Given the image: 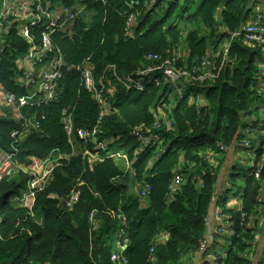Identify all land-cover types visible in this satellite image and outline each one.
I'll list each match as a JSON object with an SVG mask.
<instances>
[{
  "label": "trees",
  "instance_id": "1",
  "mask_svg": "<svg viewBox=\"0 0 264 264\" xmlns=\"http://www.w3.org/2000/svg\"><path fill=\"white\" fill-rule=\"evenodd\" d=\"M257 1L47 0L55 13L70 8L76 13L80 3L85 8L70 27L50 34L69 65L61 68L56 98L40 107H21L13 114L7 107L0 113L1 152L16 153L20 163L27 157L57 158L49 181L33 189L30 205L10 199L21 198L35 172L19 169L0 179V264H118L111 255L120 252L127 264H192L189 257L206 238L207 214L231 148L248 150L256 165H231L228 179L241 177L243 188L217 202L219 213L231 220L232 235L213 261L251 264L247 250L261 230L254 216L264 200V161L257 141L241 145L247 126L240 121L253 97L263 92L264 50L245 41L242 27ZM132 18L137 24L129 33ZM236 31L239 35L224 55L222 40ZM40 34L36 29V43ZM4 45L0 90L27 95L31 77L18 59L29 45L13 31L5 35ZM205 60L211 62L212 74L206 87L184 78L171 83L163 74L168 61L190 70ZM84 65L90 67L103 103L75 69ZM141 71L146 74L139 75ZM139 80L143 90L133 86ZM180 87L182 96L175 92ZM24 120L37 127L11 137ZM94 129L106 140L104 149L95 150L92 139L79 135ZM137 129V134L163 141L159 157L155 145L135 154ZM116 142L125 150L127 170L107 153ZM85 151L98 156L91 159ZM209 235L215 239L221 234Z\"/></svg>",
  "mask_w": 264,
  "mask_h": 264
},
{
  "label": "built area",
  "instance_id": "2",
  "mask_svg": "<svg viewBox=\"0 0 264 264\" xmlns=\"http://www.w3.org/2000/svg\"><path fill=\"white\" fill-rule=\"evenodd\" d=\"M153 2L154 0H148ZM84 4H77L75 6L76 13H67L66 10L64 13L59 12H51L49 10V3L47 0H0V52H2L5 48L4 38L7 33L13 31L18 37L23 39L29 46L28 50L25 54L21 55L18 59V66L24 70L26 73V77H31V79L26 82L29 83V87H33V90L29 91L27 95L17 96L14 92H7L3 95L5 102L8 107H11L15 110H18L21 107L31 106V107H39L47 102L53 101L57 96V86L58 80L61 77V68L67 67L69 68L68 63H66L63 59V56L58 48H56L50 39V34L53 33L56 29H64L70 27L71 22L74 20L77 14H80L84 11ZM73 10V8H72ZM137 21L129 19L127 22V29L130 31L136 26ZM39 29L40 41L36 43L34 40L33 34L35 30ZM242 31L244 32V39L250 45H260L264 50V15L260 10H254L250 18L247 20L246 24L242 27ZM239 32H233L228 39H226L225 43L222 45L221 49L223 50L224 55L227 52V49L231 43L233 37L238 36ZM55 53L56 55L51 56L50 54ZM29 61L30 67H25L24 62ZM168 63V64H167ZM166 66L163 67V74L167 77L171 83H174L179 78H184L186 80H193L194 82L201 84L209 79L208 76H212L211 70V62L205 60L199 66H193L190 70H188L184 66H174L171 61H168ZM171 64L177 70V75L171 72ZM223 65V64H222ZM40 66L43 67L40 69ZM38 68V72H35V68ZM76 70L81 72V76L83 77L85 86L88 90L94 91V97L98 103L102 102V97L100 93L96 92L94 78L91 72V69L88 65H84L81 67L75 68ZM150 71V70H148ZM260 71L264 76V65L260 66ZM146 74V71H141L139 75L143 76ZM174 77H176L174 79ZM208 83V81H207ZM206 84V83H205ZM260 89L264 92V77L259 82ZM126 87H131V85L125 84ZM133 86L135 89L143 90V83L141 80L133 82ZM177 90V89H176ZM178 94H182V87H180L177 92ZM103 114V110L101 113ZM29 120H24L20 122L21 129H17L11 132V137L19 134L20 131L24 130L25 132L29 130L30 127H37V125L31 124L28 122ZM253 128L247 129V137L242 139L244 141L241 145L250 146V142L254 141L256 138V132L252 130ZM66 132L70 134L71 127L70 123L66 126ZM262 135L264 134V128L261 130ZM260 132V133H261ZM137 131L133 132L134 135H137V139L140 143L135 154H140L144 151V147H148L149 145H155L156 151L161 154L164 151L165 146H163V141L156 135H147L137 134ZM79 135L82 138L92 139L95 147L94 149H104L107 144L106 140L100 138V131L94 129L91 132L80 131ZM260 136V135H259ZM255 147L258 144V138ZM260 145L256 147L260 149V152L263 150V158L264 161V136L263 139L260 137L259 141ZM110 156L116 157L117 159L124 158L127 160L125 152L122 151H111L107 152ZM16 153H3L1 152L2 159L6 156H15ZM85 155L89 158H95L98 156V152L91 153L90 151H85ZM159 155V154H158ZM260 157H262V153H260ZM255 159V158H254ZM253 159V161H254ZM4 162H0V179L4 177L3 168H7L6 164L8 163L7 159H4ZM253 164L252 167H254ZM8 166V165H7ZM51 174V172H50ZM50 174L48 176H50ZM36 173L34 175V179H30L27 183V188L30 186V191L32 192L35 187L36 182ZM181 178L179 176H175L174 182L179 183ZM147 189H149L147 187ZM34 194V193H33ZM144 194V192H142ZM33 197V195H32ZM264 197V196H263ZM262 199V198H261ZM219 211V209H218ZM219 224L216 228L213 229L212 234L222 233L227 229V227H231V220L229 216H224L222 213H219L217 217ZM223 228V229H222ZM210 234V233H209ZM205 235L206 238L201 242L198 252L204 254L208 252L211 245L215 242V239L212 235ZM122 247V246H121ZM124 247V246H123ZM121 249L120 251H122ZM207 257L210 259H214V255L208 253ZM111 259L118 264H127V259L122 253L116 255V253L111 256ZM264 264V260L260 263Z\"/></svg>",
  "mask_w": 264,
  "mask_h": 264
},
{
  "label": "rangeland",
  "instance_id": "3",
  "mask_svg": "<svg viewBox=\"0 0 264 264\" xmlns=\"http://www.w3.org/2000/svg\"><path fill=\"white\" fill-rule=\"evenodd\" d=\"M215 40H216V38H214V40L208 39L209 45H212L215 42ZM225 41H226V38H224L222 40L221 45H223L225 43ZM176 52L178 54L180 52H183L182 47L180 46L176 50ZM23 66L30 67V62L29 61H25ZM174 66L172 64H171V66H168V67H170L172 69L171 72H173V70L175 69ZM41 68H43V67L40 66V69ZM38 70L39 69L36 67L35 68V72H38ZM173 73L177 75V70L175 69V71ZM175 78L176 77H174V79ZM207 81H205L206 86H207ZM205 83H203V84H205ZM206 86L204 85L203 87H206ZM26 87L29 88V91L33 90V87H29V83H27ZM175 92H177V91H175ZM4 94L5 93H3V95ZM171 96H173L172 93H171ZM194 101H196L195 96L191 95L189 97V102L193 103ZM5 102H7V100H5V98L3 96H0V113H3V110L1 111V109L6 110L7 107L9 106ZM197 102L199 104L201 103V96L197 97ZM11 111H12V114H13L15 109L12 108ZM263 120H264V92L260 91V92H257V94L253 97L252 101L250 102L249 109L247 110L245 115H243V117H241V121H240L241 126L245 125V124L247 126V127L242 128L243 129L242 133L244 132V135H246V136H243V137L245 138V137L248 136L247 135V129L248 128H253L252 130H254V132H256V129H258V136L260 135V137L263 139L264 134L262 135V132H261ZM258 136H256V137H258ZM242 142H244V141H241V143ZM258 143H259V141H258ZM256 147H258V144H257ZM113 150L114 151L122 150V151L125 152V150L122 149L120 143H118V142H116V143H114L112 145V149L110 151H113ZM110 151H107V152H110ZM239 152H242V154H240ZM261 153H262V157L261 158H263V150H262ZM158 154H160V153L157 152L156 157L158 156ZM232 154H233V158H235V156H236V159H234V161H237L236 162L237 163L236 164L237 167H239V168L242 167L243 169H247V168H250L251 166H253L254 157H253L252 154L249 153L248 150H246V149H241V150L237 149V151L234 150V153H232ZM233 158H230V160L233 159ZM4 159L8 160V163L6 164L7 168H3L4 176L10 178L19 169H23L24 171L35 172L36 176H37V178H36L37 179L36 180L37 184H35V187H43V186H45V184L50 179L48 175L50 174V172L52 170V167H54L56 165V163H57V158L56 157L49 158V159H43V160L38 159L36 157H27L21 163L18 161V158L15 157V156H6ZM4 159H2V155H1V151H0V162H4L5 161ZM116 161H119V160H116ZM122 162L124 163L125 170L130 168L128 160H125L124 158H122ZM242 188H243V181H242L241 177H234V179L229 178L228 181L226 182V186L224 185L223 190L220 192L219 200L224 199L223 197L232 198V197L236 196L237 193H239ZM30 190L31 189H30V186H29V188H26L25 190L22 191L21 198L12 197L10 199L11 202H17L18 204H22V205H30L32 203V195H33V191L31 192ZM258 227L261 228L260 226H258ZM260 232L261 231H257L256 235L260 234ZM230 235H232V234H228L229 237H230ZM115 241L117 242V240H115ZM225 247L227 248V246H225ZM118 248L119 249H123L124 247H121V245H118ZM226 248H222L221 250H219L218 253H222L223 254L225 252ZM252 248L253 247H250V249H252ZM249 250H247V253L249 252ZM113 254L114 253H112L111 256H113ZM199 254L200 255H206V252L204 254H201V253H199ZM219 255H221V254H219ZM217 264H223V263L221 262V263H217Z\"/></svg>",
  "mask_w": 264,
  "mask_h": 264
},
{
  "label": "crops",
  "instance_id": "4",
  "mask_svg": "<svg viewBox=\"0 0 264 264\" xmlns=\"http://www.w3.org/2000/svg\"><path fill=\"white\" fill-rule=\"evenodd\" d=\"M254 9L260 10L264 14V0L257 1L255 3ZM3 93H5V91L1 89L0 96H3ZM2 110L4 109H1V111ZM256 136H258V129H256ZM257 138L258 137L254 138V141H256ZM116 151H122V150H116ZM232 153H234V150H232V148L226 152L223 166L218 175L219 179L217 180V183H216V187H217L216 194H218V196L213 197V199L216 202L210 206V209L207 214L206 227L208 229V234L212 233L213 229L216 228V226L219 224V221L217 219V217L219 216V211H218L219 205L217 204L219 197H220L219 193L223 190L224 185L226 186V182L228 181V177H229L228 173H230L232 169L231 165L232 164L234 165V163L237 162V161H234V159H236V156L235 158H233ZM159 155L157 157H159ZM157 157L155 156V158ZM230 158H233V159L230 160ZM118 160L122 161V159H118ZM219 201H222V200H219ZM254 217L256 218L255 223H257V225L261 227V230H260L261 232L260 234L256 235L255 243H253L252 245L253 248L248 252V257L250 259L251 264H260V261L262 262L264 260V200L259 205V207L256 209V215ZM220 234L221 235H216L215 242L211 245L209 251L206 252V255H200L199 252L190 255L189 258L191 259L192 264H217L219 263L218 261L214 262L212 259L207 257V254L208 253L213 254L215 257V255L217 254H222V253H218L219 250H221L222 248H226L225 246H227L228 244L227 241L230 238L228 234H232V232L229 228H227L225 229L224 232Z\"/></svg>",
  "mask_w": 264,
  "mask_h": 264
},
{
  "label": "water",
  "instance_id": "5",
  "mask_svg": "<svg viewBox=\"0 0 264 264\" xmlns=\"http://www.w3.org/2000/svg\"><path fill=\"white\" fill-rule=\"evenodd\" d=\"M71 12H72V8H70V9L67 11L68 14L71 13ZM204 234H205V235L208 234V229H207L206 226H205V232H204Z\"/></svg>",
  "mask_w": 264,
  "mask_h": 264
},
{
  "label": "bare ground",
  "instance_id": "6",
  "mask_svg": "<svg viewBox=\"0 0 264 264\" xmlns=\"http://www.w3.org/2000/svg\"><path fill=\"white\" fill-rule=\"evenodd\" d=\"M182 96V95H181ZM259 141V140H258ZM256 162V161H255ZM53 168V167H52ZM49 173V172H48ZM31 177H32V175H31ZM30 180V179H29Z\"/></svg>",
  "mask_w": 264,
  "mask_h": 264
}]
</instances>
